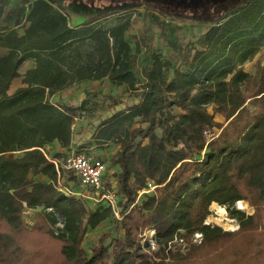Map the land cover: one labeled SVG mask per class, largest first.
I'll use <instances>...</instances> for the list:
<instances>
[{"label": "trees", "instance_id": "16d2710c", "mask_svg": "<svg viewBox=\"0 0 264 264\" xmlns=\"http://www.w3.org/2000/svg\"><path fill=\"white\" fill-rule=\"evenodd\" d=\"M71 2L91 14L73 24ZM68 5L23 4L20 27L10 31L17 57L8 68L0 64V264H264V62L253 71L244 67L264 46V0L198 18L210 24L183 52L180 41L166 54L147 37L140 60L130 18L108 27L95 22L141 7L167 13L126 0ZM29 58L33 67L21 72ZM15 77L24 85L9 93ZM105 79L137 98L94 126L100 144L118 145L107 165L119 168L115 187L107 168L103 174L116 207L98 200L103 190L89 187L93 203L78 194L79 176L51 160L89 147L71 144L91 93L80 104L53 97ZM54 143L59 151L51 154ZM239 201L254 212L237 208ZM213 202L237 219V234L206 222ZM26 208L36 210L31 227ZM103 221L112 228L86 249L88 229Z\"/></svg>", "mask_w": 264, "mask_h": 264}, {"label": "rangeland", "instance_id": "374dc122", "mask_svg": "<svg viewBox=\"0 0 264 264\" xmlns=\"http://www.w3.org/2000/svg\"><path fill=\"white\" fill-rule=\"evenodd\" d=\"M65 5H68L70 0H64ZM72 4L74 2H71ZM150 8L154 9L152 11H158L165 13L169 10L165 5L162 4H148ZM66 9L73 16L72 23L75 24L80 21L85 16L91 14L90 11L83 9L82 7L68 5ZM145 7L128 9L126 11H121L117 13L110 14L104 18H101L95 22L96 25H102L105 27L111 26L113 24L119 23L126 18H130L132 25L128 30L131 45L135 54H137L136 60H140L141 56L145 54L148 50L146 39L147 37L151 40L150 45L163 51L166 54H172L176 50L174 45L175 41H180L181 51L186 49V45L189 41L192 42L194 38L204 32L210 22H200L199 19H184V18H174L171 19L162 18L157 16L155 13H149ZM209 20V19H208ZM149 43V42H148ZM18 49V43L13 41L10 36L4 32H0V64H4L5 68H8L12 61L17 57L15 50ZM264 62V46L261 51L255 56V58L247 62L244 67L248 71H253L255 66L259 63ZM140 63V62H139ZM19 80L16 79L13 83V88L18 86ZM87 91L91 93L89 96ZM89 96L90 102L88 103L86 109L84 110V118L82 122L79 121L76 127V134L82 133L83 136L87 137L84 143H80L79 146L88 144L89 147L83 148L82 152L90 151L93 154H99L105 158L106 165L115 153L118 145L115 141L109 140L104 143H99L97 141L96 131L99 127H94L99 124V122L115 113L119 109L125 108L128 104L137 101L136 97H133L128 91L125 90L123 85L116 86L110 80L105 79L103 81H84L79 84H75L70 87L61 101L69 104H80L81 101ZM59 100L58 97H53V100ZM116 101V102H115ZM210 111L212 109L210 108ZM217 121H224V117L220 114L215 115ZM82 125L83 127H78ZM81 128V130H80ZM147 141V139L145 140ZM78 147V146H77ZM77 147H73L76 149ZM50 153L54 154L59 151V145L54 143L49 147ZM118 166H107V181L112 183L115 187L113 180L114 173L118 170ZM152 187V186H151ZM111 189V188H110ZM149 191V190H148ZM111 193L113 190L111 189ZM142 193V192H141ZM78 194L84 195L90 198L93 203L94 194L89 187H83L78 190ZM143 196L140 197V199ZM117 200V198H116ZM240 202L242 207L240 206ZM236 203V207L245 210L248 214L254 212L255 207L251 206L247 201H240ZM218 203L211 204V214L207 217L208 222L220 225L226 231H232L237 234L239 229V224L237 219L229 217V212L224 209ZM36 210L26 208L24 213L25 223L28 226L34 224V216ZM263 221L259 227V230H264V216ZM113 223L111 221H103L98 227L93 229H88L85 234L83 241V246L89 249L90 246L98 241V238L102 231L112 228ZM116 234V232H114ZM150 237L151 232H147ZM197 238V236H196ZM199 238V237H198Z\"/></svg>", "mask_w": 264, "mask_h": 264}, {"label": "built area", "instance_id": "2783aa9c", "mask_svg": "<svg viewBox=\"0 0 264 264\" xmlns=\"http://www.w3.org/2000/svg\"><path fill=\"white\" fill-rule=\"evenodd\" d=\"M51 160L57 167L59 164H63L67 169L75 171L83 187H91L96 193L105 189L103 174L106 171L107 165L102 158L88 156L84 152L72 151L62 159L53 157ZM102 199H107L113 207H116V194L114 192L111 193L103 190L98 200ZM116 213L119 216V213ZM206 222L210 223L208 221ZM200 235L201 234L197 233V238L200 237Z\"/></svg>", "mask_w": 264, "mask_h": 264}, {"label": "flooded vegetation", "instance_id": "af4514ba", "mask_svg": "<svg viewBox=\"0 0 264 264\" xmlns=\"http://www.w3.org/2000/svg\"><path fill=\"white\" fill-rule=\"evenodd\" d=\"M79 1V0H78ZM131 3L162 4L169 10L167 16L184 19L212 18L222 12L231 3L246 0H126ZM222 9V10H221Z\"/></svg>", "mask_w": 264, "mask_h": 264}, {"label": "crops", "instance_id": "0c3cea01", "mask_svg": "<svg viewBox=\"0 0 264 264\" xmlns=\"http://www.w3.org/2000/svg\"><path fill=\"white\" fill-rule=\"evenodd\" d=\"M33 0H0V32H4L8 34L11 38V29L12 28H19L18 24H16V16L21 12V9L23 7V4L27 8L29 2ZM12 39V38H11ZM34 60L32 58H29L25 60L22 65L20 66V71L25 72L29 68L33 67ZM19 80V85L13 88V83L15 80ZM21 78L15 77L12 82L9 89V93H13L17 88L23 86ZM70 88V87H69ZM69 88L63 90L62 92L56 94L54 97H58L61 101V97L64 96L65 91H67ZM57 100V99H55ZM87 137L83 136L82 133L75 134L74 139L72 141L71 147L74 146L77 147L80 145V143H84L85 139ZM216 203V202H213Z\"/></svg>", "mask_w": 264, "mask_h": 264}, {"label": "bare ground", "instance_id": "6f19581e", "mask_svg": "<svg viewBox=\"0 0 264 264\" xmlns=\"http://www.w3.org/2000/svg\"><path fill=\"white\" fill-rule=\"evenodd\" d=\"M239 202H240V201H239ZM240 206L242 207L241 202H240Z\"/></svg>", "mask_w": 264, "mask_h": 264}]
</instances>
